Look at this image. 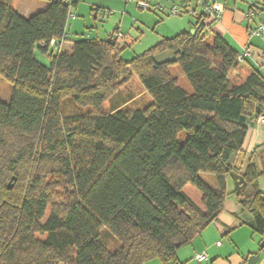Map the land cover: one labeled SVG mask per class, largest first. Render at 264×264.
<instances>
[{
    "label": "trees",
    "instance_id": "16d2710c",
    "mask_svg": "<svg viewBox=\"0 0 264 264\" xmlns=\"http://www.w3.org/2000/svg\"><path fill=\"white\" fill-rule=\"evenodd\" d=\"M43 1L46 10L24 18L0 0V78L12 87L0 101V264H170L229 196L264 239V159L242 149L264 118V74L248 64L244 81L231 83L239 52L197 25L129 62L111 34L85 33L59 53L74 5ZM167 49L181 59L155 66ZM135 77L153 102L105 107ZM230 172L244 189H228Z\"/></svg>",
    "mask_w": 264,
    "mask_h": 264
},
{
    "label": "crops",
    "instance_id": "0c3cea01",
    "mask_svg": "<svg viewBox=\"0 0 264 264\" xmlns=\"http://www.w3.org/2000/svg\"><path fill=\"white\" fill-rule=\"evenodd\" d=\"M10 1L12 2L16 12L24 18H29L37 13L43 12L48 7V4L43 0ZM68 1H70L74 5L76 10L79 8L78 3L80 1H82V3L90 4V12L93 16V20H96L98 18H101L102 20V17L99 15L98 11H100V9L106 8L97 5L95 0ZM121 1H123L125 4L135 2L137 9H143L145 6H147V8L145 9L152 11L153 16L157 17L159 21H161L160 23L163 22L162 25H160L158 22V24L160 25L158 26L157 21L154 20V32L157 28L159 29L160 27H163L165 25L168 26L167 31L162 34H156L157 41L155 42L154 46L164 39H171L181 33H191L192 30H195L193 27V23L192 26L188 28V30L186 29L187 27L185 24L178 25L175 21L164 23L163 17L167 19L169 16H171L169 14L170 9L173 6H179L182 3L181 0ZM186 1L189 8H200L197 0ZM217 1L222 5L223 13L220 22L210 26L209 29L211 30V32L219 36L220 38H223V40H225L237 52H240L245 47H249L254 54L252 58H247L243 62L239 63L237 69L232 70L234 76L238 74L239 76L242 75L241 81L243 82L247 75L250 73L249 65L257 67L264 74V59L260 58L261 54L264 53V48H261V46H263L262 44H264V35L263 37L249 36L250 29H255L262 23V21H264V0ZM157 5H162L163 8L161 10H159L158 8L156 9L155 7ZM125 6L127 9V5ZM157 12L162 13V17L159 16V13ZM179 16L181 17L182 15ZM70 20L71 21H69L67 24V40L65 42H61L56 47V51L59 53H69L72 50L74 40H71L69 27L71 22L76 21V16ZM150 23L151 21L149 20V24ZM190 29L191 31L189 32ZM88 30L92 31L91 28ZM116 30L120 33L119 29ZM87 36L89 38L105 40L108 39L109 34H107L103 39L99 38V36L94 37L93 34L90 33H87ZM121 36L118 38V41L120 39H125V36L123 34H121ZM169 72L175 79L178 77V75H174V73L178 72L186 80L185 76L178 67H170ZM133 79L137 78L135 77L131 80ZM187 85L190 86L188 82ZM123 86H125V84ZM123 86L121 88H123ZM184 90L187 93L192 92L189 91L188 87H186V89ZM143 91L146 92L145 89ZM242 149L246 154H249L251 152L259 154L264 149V121L262 119L250 126ZM260 185L261 187H263L262 183ZM232 186V181L230 179H227L228 189L231 190ZM211 187L216 188L217 184L212 185ZM251 224V216L247 212L242 210L241 206L237 203L233 196H229L225 201L223 211L219 214L216 221L209 225L190 244L180 248L176 253L175 262H171L170 264H246L247 260L251 256L255 255L258 256L255 264H264V247L261 248L259 246L264 241V239L260 234L252 230L250 226ZM217 243H219V245H217ZM200 253H206V261L197 262L195 260V256ZM151 262H149L148 264H151Z\"/></svg>",
    "mask_w": 264,
    "mask_h": 264
},
{
    "label": "rangeland",
    "instance_id": "374dc122",
    "mask_svg": "<svg viewBox=\"0 0 264 264\" xmlns=\"http://www.w3.org/2000/svg\"><path fill=\"white\" fill-rule=\"evenodd\" d=\"M95 1L97 5L106 8L100 9V11H98L99 15L102 17V20L101 18L93 20V16L90 12V4L82 3V1H80L78 3L79 8L77 10L75 7L72 8V13L76 16V21L71 22L69 27L71 40L75 41L82 39L85 37V33H90L93 34L94 37L99 36V38L103 39L107 34H112L114 31L118 32L116 29H119L120 33L118 32V34H123L125 36V39H123L124 41L121 39L118 41L119 45L125 48L121 55V59L125 62H129L136 56L141 55L146 50L152 48L157 41L156 36L158 34L164 33L168 29V26L165 25L159 29L157 28L154 32V20L157 21L158 26L162 25L163 22L160 23L161 21H159L157 17L153 16L152 11L145 8L137 9L135 2L125 4L121 0ZM125 5H127V9ZM161 8H163L162 5ZM103 12L105 14H103ZM157 13H159V16L162 17V13ZM163 19L164 23L175 21L178 25L185 24L187 30L190 28V26H192V19L187 15H182L181 17L169 16L167 19L164 17ZM149 20L151 21L150 24ZM90 28L92 31L88 30ZM205 30L206 33H210L211 31L209 28ZM190 31L191 29L189 32ZM262 45L263 46H261V48L263 49L264 44ZM174 75H178L176 80L183 89L188 87L189 91H192L180 73L175 72ZM229 79L231 83L240 84L242 82V75L239 76L238 74L234 76L232 71L229 75ZM143 90L144 88L138 79L130 80L125 84V86H123V88L119 89L113 98L107 100L104 105L105 107L110 108L114 104H117L118 106L125 107L129 110H143L153 102L151 96ZM11 95V85L0 78V101L9 103ZM261 119L264 121V118ZM256 156L259 158L261 157V160L264 159V149L259 154H256ZM199 178L209 187L216 185L214 177L210 174H200ZM182 192L196 205L201 206V195L195 187L187 185L183 188ZM151 264H160V262L153 261Z\"/></svg>",
    "mask_w": 264,
    "mask_h": 264
},
{
    "label": "built area",
    "instance_id": "2783aa9c",
    "mask_svg": "<svg viewBox=\"0 0 264 264\" xmlns=\"http://www.w3.org/2000/svg\"><path fill=\"white\" fill-rule=\"evenodd\" d=\"M199 3V9H192L188 7V3L186 0H181V4L179 6H173L169 14L171 16H179V15H187L192 19L193 25L202 26L204 29L210 28L213 24L219 23L223 13V7L217 0H197ZM144 8H147L145 6ZM161 10V6L157 5L155 7ZM104 13V12H103ZM69 17L71 19L74 18V14H70ZM264 35V21L257 26L255 29H250L249 36L254 37H263ZM111 36L113 38H119L121 35L118 32L114 31ZM51 45H54V41L50 42ZM253 52L250 50L249 47L243 48L238 56L237 62L241 63L247 58L253 57ZM261 59H264V53L260 56ZM219 245V243H217ZM195 260L197 262H203L207 260L206 253H200L195 256Z\"/></svg>",
    "mask_w": 264,
    "mask_h": 264
},
{
    "label": "water",
    "instance_id": "95a60500",
    "mask_svg": "<svg viewBox=\"0 0 264 264\" xmlns=\"http://www.w3.org/2000/svg\"><path fill=\"white\" fill-rule=\"evenodd\" d=\"M190 34L195 35L196 31L192 30ZM182 55H183V53L180 50L175 51V50L167 49V50H164L162 52L155 54L152 57V60L155 64V66H162V65H167V64H172V63L178 62L181 59ZM229 177L232 180L233 188L235 191L239 192L245 188L246 182L241 175L236 174L235 172H230ZM8 188L9 189L12 188L11 182L8 184ZM260 247L261 248L264 247V241L261 243ZM257 259H258L257 255L251 256L247 260L246 264H255Z\"/></svg>",
    "mask_w": 264,
    "mask_h": 264
}]
</instances>
